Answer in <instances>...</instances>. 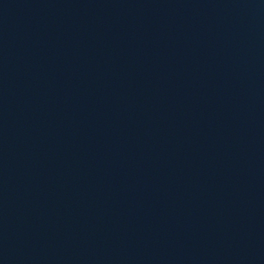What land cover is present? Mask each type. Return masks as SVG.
<instances>
[{
  "label": "water",
  "instance_id": "95a60500",
  "mask_svg": "<svg viewBox=\"0 0 264 264\" xmlns=\"http://www.w3.org/2000/svg\"><path fill=\"white\" fill-rule=\"evenodd\" d=\"M0 264H264V0H0Z\"/></svg>",
  "mask_w": 264,
  "mask_h": 264
}]
</instances>
